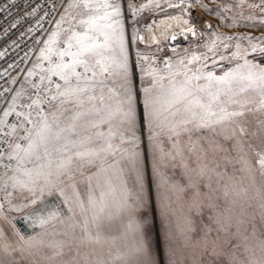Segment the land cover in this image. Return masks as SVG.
Wrapping results in <instances>:
<instances>
[{
  "label": "rangeland",
  "instance_id": "obj_1",
  "mask_svg": "<svg viewBox=\"0 0 264 264\" xmlns=\"http://www.w3.org/2000/svg\"><path fill=\"white\" fill-rule=\"evenodd\" d=\"M74 2L78 0L67 1L40 50L48 47L47 41L57 31L61 18L78 24L72 16L81 10L73 7ZM104 2L93 0L94 4ZM107 2L119 9V15L112 9L107 13L113 17V28L122 37L130 70L135 66L136 88L140 93L136 104L137 131L135 135H125L123 142L112 140L118 145L116 151L97 158L94 166L73 168L64 174L52 168L47 179L35 183L22 171L17 173L19 180L28 184L26 188L14 187L16 181L8 179L15 163L7 174H0V264H144L145 257L138 251L139 177H143L146 187L150 181V218L155 219L153 239L158 238V243L154 245V259L158 264H201L206 245L226 246L225 225L235 224L244 215L259 213L256 206L259 207L264 194L258 192L264 191V184L258 163L245 156V163L229 158L225 166L223 153L215 157L209 154L206 158L200 155L198 159L193 155L195 162L191 167L199 164L205 170L199 175L189 174L185 166L189 163L190 138L173 137L169 120L175 118L165 109L178 95L185 73L200 75L210 70L220 76L226 71H242L246 60L253 62V56L259 53H253L252 49L264 48V0ZM91 11L105 14L98 7ZM172 19L180 22L181 29L171 27L161 39L146 41L143 35L154 23ZM192 26L196 31L194 37L190 30L185 31ZM172 35L176 36L175 44L170 41ZM52 47L56 49L59 45ZM40 50L19 86L14 103L30 90L35 77L45 83L46 77L59 80L45 71L59 63V57L52 52L50 60H45ZM156 53L166 60L156 59ZM29 72L33 75L29 76ZM146 87L152 88L159 99V128L141 134L139 111ZM101 131L107 134L106 128ZM197 140V136L191 137V141ZM86 235L96 238L81 245ZM241 243L251 249L249 257L257 264L252 252L259 249V241ZM77 255L78 261L74 259ZM244 255L237 254L236 264H243Z\"/></svg>",
  "mask_w": 264,
  "mask_h": 264
},
{
  "label": "snow or ice",
  "instance_id": "obj_2",
  "mask_svg": "<svg viewBox=\"0 0 264 264\" xmlns=\"http://www.w3.org/2000/svg\"><path fill=\"white\" fill-rule=\"evenodd\" d=\"M73 7L81 10L72 16L78 24L61 18L57 31L47 41L48 47L40 50L45 60H50L52 52L59 57L60 62L45 71L58 77L60 82L46 77L47 83L37 93L38 99L29 98L25 112L15 113L14 109L4 112L5 116L15 114L22 118L16 122L13 131L23 135L8 137L5 134L11 143L7 145V151H0V161H6L0 163V168L6 174L9 165L16 164L13 174L8 176L16 181L14 187H28L16 175L21 171L35 183L47 179L52 168L64 174L73 168L94 166L97 158L116 151L118 145L111 143L112 140L123 142L125 135H135L137 131L136 104L140 93L136 88L135 66L130 70L122 37L113 28V17L107 13L112 9L119 15V9L107 0L100 4H94L93 0H78ZM94 7L104 10L105 14L93 13ZM81 16L87 19H80ZM64 24L68 26L65 28ZM16 26L17 22H14L10 27ZM54 44L59 47L53 49ZM252 52L259 55L253 56L251 63L246 60L242 71H226L220 76L210 70L200 75L185 73L178 95L168 103L165 111L175 118L169 120L173 137L187 135L190 138L189 163L185 166L189 174L199 175L205 170L199 164L191 167L195 162L193 155L198 159L200 155L206 158L209 154L215 157L223 153L225 166L230 162L229 158L243 164L244 157L249 156L258 163L264 184V48H253ZM201 80L205 83H198ZM143 93L139 111L141 134L159 128L160 111L159 99L153 89L146 87ZM165 120H168L167 116ZM101 128H106L107 134ZM193 136L198 140L191 141ZM0 145H3L2 139ZM179 154L183 156V152ZM139 179L141 194L137 212L141 242L138 251L145 257L144 264H158L154 259V245L158 243V238L153 239L155 219L150 218V181L146 187L143 177ZM259 209L258 214L253 212L231 226L225 225L228 232L226 246L206 245L201 264H236L238 253L251 252L242 245L244 240H258L260 252L264 253V195ZM95 238L86 235L81 245ZM74 259L78 261L79 256ZM84 259L87 261V257ZM243 264H253V261L244 255ZM260 264H264V257Z\"/></svg>",
  "mask_w": 264,
  "mask_h": 264
},
{
  "label": "built area",
  "instance_id": "obj_3",
  "mask_svg": "<svg viewBox=\"0 0 264 264\" xmlns=\"http://www.w3.org/2000/svg\"><path fill=\"white\" fill-rule=\"evenodd\" d=\"M68 0H0V151H7V145L17 134L13 133L16 122L22 118L18 115L5 116L4 112H25L29 98L38 99L37 93L43 89L45 82L35 77L32 87L25 92L18 102H13L19 86L31 67L42 44L61 15ZM55 5V7H53ZM33 15H26L27 13ZM17 22L15 28L10 26ZM31 28L32 31H28ZM156 59L165 61L166 57L160 53L154 55ZM59 82L58 79H53ZM36 85V88H33ZM6 161H0L5 163ZM12 164L9 165V170ZM6 173L0 168V174ZM2 197L0 198V200Z\"/></svg>",
  "mask_w": 264,
  "mask_h": 264
},
{
  "label": "bare ground",
  "instance_id": "obj_4",
  "mask_svg": "<svg viewBox=\"0 0 264 264\" xmlns=\"http://www.w3.org/2000/svg\"><path fill=\"white\" fill-rule=\"evenodd\" d=\"M175 19L165 21V22H160V23H154L152 28H149L147 32L145 33L146 36L145 39L148 42H152L154 40H158L159 38L161 39L162 36H164L169 30L171 29L172 26L179 24V22H173ZM176 28L181 29L180 25H177ZM145 41V42H146Z\"/></svg>",
  "mask_w": 264,
  "mask_h": 264
},
{
  "label": "trees",
  "instance_id": "obj_5",
  "mask_svg": "<svg viewBox=\"0 0 264 264\" xmlns=\"http://www.w3.org/2000/svg\"><path fill=\"white\" fill-rule=\"evenodd\" d=\"M255 188V187H254ZM259 195L260 193L264 194V191L261 190L258 192ZM245 199H247V197H244ZM255 198V197H254ZM254 198H252V200L254 201ZM259 199H255V202L258 201ZM241 204H244L243 202H240ZM256 208H259L258 206H256ZM245 255L247 254V256H249V252L244 253ZM262 257H264V253L260 252V249H256L255 255L253 256V260H255V262H257V264H260Z\"/></svg>",
  "mask_w": 264,
  "mask_h": 264
},
{
  "label": "crops",
  "instance_id": "obj_6",
  "mask_svg": "<svg viewBox=\"0 0 264 264\" xmlns=\"http://www.w3.org/2000/svg\"><path fill=\"white\" fill-rule=\"evenodd\" d=\"M179 24H180V22H179ZM179 24H176V25H174V26H172V27L175 28V27H176L177 25H179ZM189 33L191 34L192 37L196 36V31H195L194 28H191V30L189 31ZM193 33H195V34H193ZM174 40H175V39H174ZM174 42H175V41H173V44H175Z\"/></svg>",
  "mask_w": 264,
  "mask_h": 264
},
{
  "label": "water",
  "instance_id": "obj_7",
  "mask_svg": "<svg viewBox=\"0 0 264 264\" xmlns=\"http://www.w3.org/2000/svg\"><path fill=\"white\" fill-rule=\"evenodd\" d=\"M191 28H193V26ZM191 28H187L185 31H189V30H191ZM175 38H176V36L175 35H172L170 37V41L173 42Z\"/></svg>",
  "mask_w": 264,
  "mask_h": 264
}]
</instances>
